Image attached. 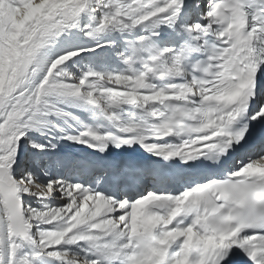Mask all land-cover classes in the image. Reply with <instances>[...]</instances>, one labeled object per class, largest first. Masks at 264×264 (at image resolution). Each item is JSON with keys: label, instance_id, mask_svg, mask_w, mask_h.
Segmentation results:
<instances>
[{"label": "snow or ice", "instance_id": "1", "mask_svg": "<svg viewBox=\"0 0 264 264\" xmlns=\"http://www.w3.org/2000/svg\"><path fill=\"white\" fill-rule=\"evenodd\" d=\"M0 264H264V0H0Z\"/></svg>", "mask_w": 264, "mask_h": 264}]
</instances>
